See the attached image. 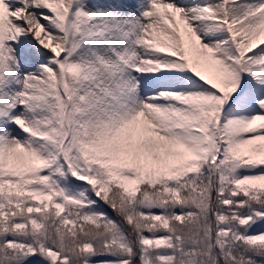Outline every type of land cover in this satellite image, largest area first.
Segmentation results:
<instances>
[{"label":"snow or ice","instance_id":"1","mask_svg":"<svg viewBox=\"0 0 264 264\" xmlns=\"http://www.w3.org/2000/svg\"><path fill=\"white\" fill-rule=\"evenodd\" d=\"M0 264H264V0H0Z\"/></svg>","mask_w":264,"mask_h":264}]
</instances>
